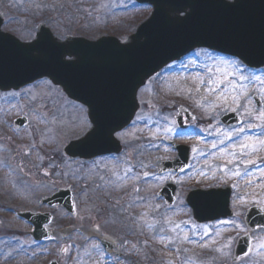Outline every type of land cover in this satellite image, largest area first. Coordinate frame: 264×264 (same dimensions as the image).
Returning <instances> with one entry per match:
<instances>
[{"label": "rangeland", "instance_id": "374dc122", "mask_svg": "<svg viewBox=\"0 0 264 264\" xmlns=\"http://www.w3.org/2000/svg\"><path fill=\"white\" fill-rule=\"evenodd\" d=\"M150 11V7L136 5L133 0H0L2 30L23 41L33 39L39 23L47 25L59 39L72 35L95 40L108 34L124 41ZM225 61L236 60L196 50L166 68L138 92L140 109L131 125L116 134L124 153L89 162L69 159L62 153L90 124L84 107L69 101L46 79L17 92L0 93V111L13 117L26 113L28 123L25 129L16 131L4 126L5 118L0 121V264H47L51 260L58 264H264V229L248 232L243 224L251 205H264V177L256 171L264 166V147L257 145L258 150L248 157L257 160L255 166L248 165L252 176L238 178L226 173L229 157L220 148L231 151V144L226 141L215 149L210 145L218 141L217 129L243 126L240 113L214 107L215 97L206 96L205 85H200L198 93L195 91L199 80L193 77H207L209 68L223 71L228 68ZM239 64L244 75L264 77V69L250 70ZM249 88L255 90L259 84ZM181 106L193 112L189 119L184 118V128H179L175 119ZM226 112L236 113L235 125L221 123ZM201 117L208 122L199 123ZM165 128L175 131L165 133ZM261 131L247 129L245 135L254 138ZM168 140L192 148L186 173H156L162 161L175 157ZM129 167L132 173L123 179L124 169ZM170 180L175 184L176 198L168 206L157 193ZM248 180L252 183L247 184ZM233 184L237 187L230 200V208L235 211L231 218L207 225L191 220L184 203L186 192L194 187ZM59 188L72 191L73 216L59 207L50 209L39 204L38 199ZM15 206L20 211L51 213L47 228L56 233L50 240L36 244L30 237L32 227L8 208ZM66 227L70 230L62 236L59 231ZM160 227H164V235L178 239L172 244L161 242ZM94 228L113 237L122 250L118 257L102 254L97 238L87 241L88 230ZM242 233L248 234L251 248L248 255L233 262V246ZM65 248L67 251H62Z\"/></svg>", "mask_w": 264, "mask_h": 264}, {"label": "water", "instance_id": "95a60500", "mask_svg": "<svg viewBox=\"0 0 264 264\" xmlns=\"http://www.w3.org/2000/svg\"><path fill=\"white\" fill-rule=\"evenodd\" d=\"M152 5L150 17L120 43L114 37L96 41L68 37L59 41L47 28L39 26L36 39L21 43L10 34L0 31V89L18 88L36 79L47 77L62 88L68 98L87 107L90 123L100 122L103 134L72 141L64 148L69 157L90 159L97 155L118 153L120 143L115 133L133 119L139 105L137 91L146 80L163 66L193 50L207 47L238 57L249 67L264 66V0H137ZM183 13V15H180ZM2 19L0 17V26ZM41 33H47L58 44L67 45L63 59H76L78 63L65 67L57 62V50L46 42L36 43ZM68 58V59H66ZM178 155L174 162L163 163L165 170L181 172L188 161L189 149L174 145ZM171 202L174 186L166 185L159 193ZM228 190H193L186 202L198 222L210 221L230 215ZM43 203L59 204L73 213L71 194L60 190L45 198ZM250 228L264 226V219L250 216ZM33 223L34 238L46 236L43 225L49 216L21 214ZM257 219V220H256ZM244 246H240V244ZM248 250V240L239 241L236 257ZM50 264H55L51 262Z\"/></svg>", "mask_w": 264, "mask_h": 264}, {"label": "snow or ice", "instance_id": "6c2138e0", "mask_svg": "<svg viewBox=\"0 0 264 264\" xmlns=\"http://www.w3.org/2000/svg\"><path fill=\"white\" fill-rule=\"evenodd\" d=\"M46 42L48 46L52 49L57 50V62L65 67H71L78 63L79 53H76V59H63V52L69 51L67 45L58 44L55 39H53L47 33H41L37 38L36 43ZM228 64V68L221 71L219 68H209V75L193 77V80H199V85L195 91L198 93L200 91V85H205V93L207 95H212L215 97V100L212 101L214 107H225L232 112H239L241 120L243 121V126H236L231 129L219 130L217 129L218 141L210 145L211 148H217V144L224 145L226 141L231 144V151H228L225 148H220L221 153H224L229 157L227 159V164L224 167V171L231 172V175L238 178L252 176V172L249 170L248 165L255 166L257 160L248 158L252 153L257 151V145L264 147V102H261L264 99V77L255 76V75H244L240 72V64L237 61H225L223 62ZM257 83L259 88L255 90H250L249 85ZM189 92H192V89H188ZM258 95L260 99L256 101L259 104V107L253 105V96ZM205 104L208 103L206 98H203ZM140 119V117H137ZM258 121V123L254 122ZM174 123V122H173ZM247 129H261L260 136L249 137L245 135ZM165 133L175 131V128H165L163 129ZM86 135L85 140L95 137L97 135L103 134V126L100 122L90 123L88 128L85 130ZM195 151V149H194ZM243 164L244 167L241 168L240 165ZM227 165H232L233 167L229 169ZM256 171L260 173L261 177H264V166L257 168ZM125 176L123 179H127V176L132 173V168L124 169ZM116 175V172L112 173ZM145 176H148V173H144ZM138 178V177H137ZM121 179V177H117ZM252 181L248 180L247 184H251ZM233 187H237L236 184H233ZM138 191V189H137ZM138 199H142L138 198ZM243 199V197H241ZM159 208V205L155 206ZM154 210V209H153ZM168 223L167 220L164 221ZM159 223V221H157ZM175 228H179V225H175ZM164 227H160L158 238L161 242L166 244L174 243L178 238L177 237H168L164 235ZM184 239H188L187 236H184ZM62 251H67V249H62ZM179 251V249H177Z\"/></svg>", "mask_w": 264, "mask_h": 264}, {"label": "bare ground", "instance_id": "6f19581e", "mask_svg": "<svg viewBox=\"0 0 264 264\" xmlns=\"http://www.w3.org/2000/svg\"><path fill=\"white\" fill-rule=\"evenodd\" d=\"M92 234H93V235H96V234H97V232H95V231H92Z\"/></svg>", "mask_w": 264, "mask_h": 264}]
</instances>
